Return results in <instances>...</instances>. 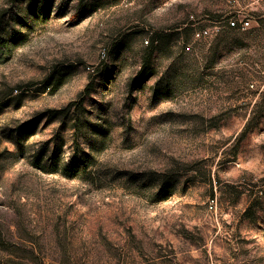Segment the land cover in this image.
Masks as SVG:
<instances>
[{"label":"rangeland","instance_id":"obj_1","mask_svg":"<svg viewBox=\"0 0 264 264\" xmlns=\"http://www.w3.org/2000/svg\"><path fill=\"white\" fill-rule=\"evenodd\" d=\"M230 10L0 0V264H264V20Z\"/></svg>","mask_w":264,"mask_h":264},{"label":"built area","instance_id":"obj_2","mask_svg":"<svg viewBox=\"0 0 264 264\" xmlns=\"http://www.w3.org/2000/svg\"><path fill=\"white\" fill-rule=\"evenodd\" d=\"M230 5L231 10L225 16L226 26L228 28H235L238 30L253 29L257 26L256 17L257 12L264 14V0H226ZM190 18H193L191 15ZM256 23V24H255ZM220 30V26L214 25L212 27L201 28L195 32V37L199 39H210L216 35ZM255 88L254 84L250 85ZM259 92H264V83L260 86ZM214 199L209 200V207H214Z\"/></svg>","mask_w":264,"mask_h":264},{"label":"crops","instance_id":"obj_3","mask_svg":"<svg viewBox=\"0 0 264 264\" xmlns=\"http://www.w3.org/2000/svg\"><path fill=\"white\" fill-rule=\"evenodd\" d=\"M254 16L256 17V23H257V26L256 27H254L253 28V30H256V29H258L259 27H260V23H261V21L262 20H264V14L262 13V12H257V13H255L254 14ZM255 23V24H256ZM253 84H254V86H255V88H254V90L253 91H257L256 92V94H254V95H252V98H253V102H255L256 101V97L257 96H259L260 95V93L262 94V96L264 97V92L262 93V92H259L258 90H259V88H260V86L264 83V76L262 77V79L260 80V82H257V81H254V82H252Z\"/></svg>","mask_w":264,"mask_h":264}]
</instances>
